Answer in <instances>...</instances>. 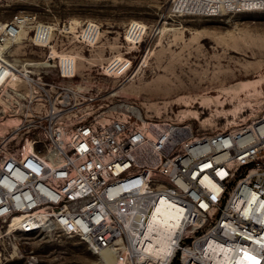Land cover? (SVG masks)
Instances as JSON below:
<instances>
[{"label":"built area","instance_id":"2783aa9c","mask_svg":"<svg viewBox=\"0 0 264 264\" xmlns=\"http://www.w3.org/2000/svg\"><path fill=\"white\" fill-rule=\"evenodd\" d=\"M170 12H264V0H171ZM26 21L18 15L0 27V47L20 38ZM140 27L130 23L131 44L144 42ZM54 31L39 24L32 42L47 46ZM100 35V24L84 23L76 37L92 46ZM55 66L61 77L75 78V60L60 58ZM133 67L131 57L114 56L101 72L124 82ZM7 68L15 69L0 56L5 78ZM12 82L16 98L27 101L31 83L20 76ZM52 86L62 105L60 83ZM124 110L77 122L62 115V106L29 114L48 120L36 123L22 145H0V223L24 236L79 237L102 264H264V110L212 133L171 116L147 120L132 106ZM160 205L176 209L178 224L165 249L153 251L147 229ZM26 263L41 264L33 250Z\"/></svg>","mask_w":264,"mask_h":264},{"label":"rangeland","instance_id":"374dc122","mask_svg":"<svg viewBox=\"0 0 264 264\" xmlns=\"http://www.w3.org/2000/svg\"><path fill=\"white\" fill-rule=\"evenodd\" d=\"M170 3L171 0H0L1 28L15 16L27 17L22 26L24 36L7 44L0 56L13 63L19 76L25 70L32 71L28 77L36 82L27 80L31 83L24 88L27 101L16 98V82L11 83V79L3 83L7 82L0 94V145L25 143L33 126L48 120L29 114H46L55 106H62V115L71 122L112 119L125 111L124 106H132L147 120L171 116L193 123L199 133L249 123L260 114L264 110V12L175 17ZM84 23L101 25V35L92 46L77 40ZM130 23L147 27L143 43L134 45L125 39ZM39 24L55 28L53 40L44 47L31 39ZM159 26L166 31L158 33ZM62 55L75 60V78L61 77L55 65ZM114 56L134 60L124 82L101 72ZM36 64L41 65L30 67ZM224 74L239 76L225 80ZM55 82L60 83L58 91L62 95L58 100H63L62 105L54 101ZM191 83L196 87L190 93H169L177 84ZM90 93L96 96L94 100H90ZM49 96L52 102L39 99ZM31 250L41 264H102L79 237L24 236L11 233L0 223V264H27Z\"/></svg>","mask_w":264,"mask_h":264},{"label":"bare ground","instance_id":"6f19581e","mask_svg":"<svg viewBox=\"0 0 264 264\" xmlns=\"http://www.w3.org/2000/svg\"><path fill=\"white\" fill-rule=\"evenodd\" d=\"M139 24H141L140 28L145 31V29L147 27L142 23H139ZM165 31H166V28L164 26H159L158 33H163ZM23 34H24V32H23ZM125 39H127V38H125ZM128 40H130V39H128ZM4 47L5 46L0 47V52L4 50ZM69 57L70 56H65V55L60 56L61 60L62 59H68ZM120 59H122V58H120ZM39 65H41V64H39ZM39 65L36 64L35 66H30V65L29 66L30 67H37ZM43 65H46V62L43 63ZM6 71H10V73H9V76L5 78V74L3 73V70H0V84L1 85H3V83L6 80L8 82L11 79L12 80L18 79V77H19V73L17 72L16 69L10 70L7 68ZM75 71H76V66H75ZM31 74H33L32 71L25 70V74L20 75V76H23L24 79L31 81V83L34 84L36 82L28 77ZM76 76H78L77 72H76L75 77ZM238 76L239 75H237V74H224L223 78L225 80H231V79H235ZM6 83L2 87L3 91L6 88ZM195 87L196 86L194 85V83H191L190 85L189 84L188 85L177 84V85L173 86L171 89H169V93H171V94L172 93L173 94H187V93H190ZM231 89H236V87L231 88ZM195 115L197 116L198 114L195 113ZM177 224H178V214L176 212V209L171 208V207H167V206L165 207L162 205L157 206V208H155L154 212L150 216V220L148 223V229H147V235L150 238L149 244L151 246V250L158 251L159 249H163L164 247H166L168 244L167 239L176 230Z\"/></svg>","mask_w":264,"mask_h":264}]
</instances>
